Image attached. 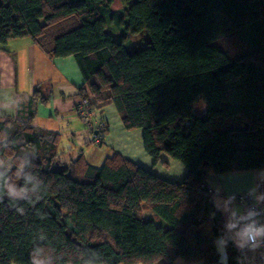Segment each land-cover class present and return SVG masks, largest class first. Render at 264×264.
<instances>
[{"label":"trees","instance_id":"1","mask_svg":"<svg viewBox=\"0 0 264 264\" xmlns=\"http://www.w3.org/2000/svg\"><path fill=\"white\" fill-rule=\"evenodd\" d=\"M121 2L0 0V45L28 36L74 56L87 112L114 104L156 164L167 153L186 172L118 150L102 165L63 156L60 132L33 124L38 85L0 114V264H220L208 173L264 168V0ZM241 255L230 242L227 264Z\"/></svg>","mask_w":264,"mask_h":264},{"label":"crops","instance_id":"2","mask_svg":"<svg viewBox=\"0 0 264 264\" xmlns=\"http://www.w3.org/2000/svg\"><path fill=\"white\" fill-rule=\"evenodd\" d=\"M84 82V76L75 57L72 55L50 58L28 36L11 38L4 45H0V114L16 115L17 99H28L39 85L41 92L47 98L46 101H37L33 124L60 132L61 140L68 141V149H62L64 156L73 155L75 157L78 153L77 155L74 154L80 149L83 150L84 154L85 147L89 146V142L95 141L98 132L97 126L94 130L90 129L88 120L82 117L76 109L81 98L79 89ZM94 120H104L106 122L107 130L105 131L104 141H107L110 145V154L118 150L126 157L162 174L155 169L157 164L146 151L145 153L143 151L141 155L144 161L135 157L132 151L134 137L140 136L143 139L142 131L126 129L114 104L110 103L96 109ZM114 127L121 132L120 142L109 137L114 131ZM84 157L89 163L97 165L94 161L95 157L89 159L86 156ZM99 157H97L98 160ZM152 161L153 167L145 163H151ZM185 172L186 168L182 170L181 175L177 176L182 177ZM258 177L264 178V168L222 174H217L211 170L208 173L207 181L214 194L218 193L219 198H224L229 194L240 191L249 192V189L256 184ZM259 190L264 192V184L260 185ZM236 203L241 207H246L241 202L236 201ZM222 214L225 220V215L223 212ZM247 256L252 257V259L244 258V264H264V256L259 253H248ZM174 264L202 263H187L178 258Z\"/></svg>","mask_w":264,"mask_h":264},{"label":"clouds","instance_id":"3","mask_svg":"<svg viewBox=\"0 0 264 264\" xmlns=\"http://www.w3.org/2000/svg\"><path fill=\"white\" fill-rule=\"evenodd\" d=\"M2 166L0 162V167ZM261 184H264V178L258 177L256 184L248 192L252 203L246 207L236 203L235 194L224 198H219L218 193L214 194L215 207L225 215L222 234L214 240L220 264H227V247L230 242L242 254L237 258L238 264L244 258L252 259L247 256L248 253L264 256V192L259 190ZM8 195L16 197L20 193L9 189Z\"/></svg>","mask_w":264,"mask_h":264},{"label":"rangeland","instance_id":"4","mask_svg":"<svg viewBox=\"0 0 264 264\" xmlns=\"http://www.w3.org/2000/svg\"><path fill=\"white\" fill-rule=\"evenodd\" d=\"M121 4H122L121 0H114L112 7L118 8L121 6ZM131 36L136 41V43H138L139 45H142L141 43L145 40V36H143L142 34L137 35V34L133 33ZM204 110H205V105L201 99L194 103V111L195 112L201 113ZM95 111L96 110H94L92 113H89V111H88L87 116L80 114L82 117H84L88 120L87 122L90 125L91 130H94L93 124L96 121H98V120H94ZM101 121L104 122V120H101ZM104 126L107 127L106 122L104 123ZM113 130L114 131H112V133L109 137L114 141L120 142L119 139H121V137H122L120 130L115 128V127ZM128 130H141V129L135 128V129H128ZM97 135L101 136V141L100 142L97 141L96 136H95V141L89 142V144H88L89 146L85 147L84 156H86L88 159L90 157H95L94 161H96L97 165H102L103 162L105 161L106 157L108 155H110V153H111L109 150L110 145L107 141H104V131H100L99 133H97ZM60 147H61V149H60L61 151H62V149H64V150L68 149V141L62 139L60 141ZM132 151H133V153L137 159L142 160L141 155L143 154V151L145 153V150L143 148V139H141L140 136H137V138L134 137V144L132 145ZM77 153L78 152H76L74 155H77ZM97 155H99L101 158ZM63 156H64V154H63ZM66 157H73V155L72 156L69 155ZM97 157H99V160ZM164 160H166V161H164ZM142 161H144V160H142ZM145 163L147 165H151V167H153V165H152L153 161L151 163L150 162L149 163L145 162ZM185 168H186L185 165L181 161L174 159L173 157H171L167 153H162V159L160 160L159 163H157V165L155 167V169H157L159 172H161L164 175H167L165 177H168V176H170V177H181V176H177V175H181L182 170H185ZM172 173H176V174H172ZM240 192H244V191H240Z\"/></svg>","mask_w":264,"mask_h":264},{"label":"built area","instance_id":"5","mask_svg":"<svg viewBox=\"0 0 264 264\" xmlns=\"http://www.w3.org/2000/svg\"><path fill=\"white\" fill-rule=\"evenodd\" d=\"M87 102L88 101L85 98H83V99H80L78 101V103H77V107L80 110L79 113L84 115V116L88 115V112L85 109V106H86ZM104 123L105 122H102V121H96L93 124V128H95L96 126L98 128V132L97 133H99L105 127ZM97 133H96V139H97V141L100 142L101 141V136L97 135ZM234 194H235V197H236V201L243 203L245 206H248L249 204L252 203V200L249 197L248 192H246V191H244V192H236Z\"/></svg>","mask_w":264,"mask_h":264},{"label":"water","instance_id":"6","mask_svg":"<svg viewBox=\"0 0 264 264\" xmlns=\"http://www.w3.org/2000/svg\"><path fill=\"white\" fill-rule=\"evenodd\" d=\"M67 264H72V263H67Z\"/></svg>","mask_w":264,"mask_h":264}]
</instances>
